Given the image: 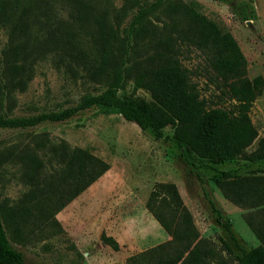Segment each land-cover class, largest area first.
I'll use <instances>...</instances> for the list:
<instances>
[{
  "label": "trees",
  "instance_id": "obj_1",
  "mask_svg": "<svg viewBox=\"0 0 264 264\" xmlns=\"http://www.w3.org/2000/svg\"><path fill=\"white\" fill-rule=\"evenodd\" d=\"M119 1L117 6L114 0H0V26L12 29L11 43L0 51L8 86L25 90L37 63L49 61L73 82L93 88L72 106L29 115L0 111V129L62 121L93 106L115 110L154 139L169 141L186 160L195 157L199 163L192 160L193 166L214 171L215 185L228 201L246 209L244 220L259 240L239 254L227 241L220 248L210 245L177 186L159 182L145 206L170 238L129 255L125 264H228L222 252L237 264H264V135L259 136L250 116L264 77L247 76V60L233 34L194 3ZM220 1L241 21L257 17L253 0ZM184 49L202 56L195 70L182 63ZM193 74L213 85L211 97L201 95ZM128 80L150 98L120 96ZM224 100L231 104H221ZM165 126H170V135H164ZM0 157V175L25 187L18 197L0 204V264H24L7 227L20 243L62 233L56 214L110 168L91 149L45 135ZM239 157L245 161L225 167ZM4 164L11 168L4 172ZM210 204L230 239L236 240L215 202L210 199ZM100 240L114 251L120 249L104 231Z\"/></svg>",
  "mask_w": 264,
  "mask_h": 264
},
{
  "label": "rangeland",
  "instance_id": "obj_2",
  "mask_svg": "<svg viewBox=\"0 0 264 264\" xmlns=\"http://www.w3.org/2000/svg\"><path fill=\"white\" fill-rule=\"evenodd\" d=\"M120 5L119 0H114ZM194 3L208 18L230 31L237 40L247 60V76L264 77V0H253L257 17L251 23L237 19L230 5L220 0H183ZM239 1V0H235ZM12 29L0 26V51L11 43ZM182 63L195 70L203 63L199 51L184 49ZM0 63V111L10 115H29L43 110L75 105L92 86L73 80L58 71L49 61H39L25 90L8 86ZM203 97H211L213 85L205 76L192 75ZM119 95L134 99H149L148 91L135 89L128 80ZM229 106L231 102L221 103ZM250 116L257 126L259 136L264 135V87L251 108ZM170 135V126L163 128ZM66 141L72 146L87 147L106 160L110 168L80 195L62 208L56 217L64 231L50 238L35 236L24 243L15 240L7 227L12 245L23 254L24 264H123L126 253L148 248L155 240L156 225L145 204L154 185L159 182L174 183L193 216L201 237L210 245L220 248L227 241L234 253L248 250L259 244L246 221L243 209L228 201L214 183L216 173L206 167L193 166L199 162L192 155L186 160L169 141L154 139L133 121L126 120L113 109L93 106L72 117L56 122H45L28 129H0V155L5 150H18L37 137ZM254 142L246 151L254 150ZM1 159V157H0ZM242 157L225 167L243 163ZM56 165V162H54ZM11 165H3L2 170ZM25 187L14 179L0 175V204L18 197ZM166 201L169 196L164 195ZM210 199L215 202L225 221H228L236 240L230 239L224 225L217 220ZM115 232L118 243L125 248L114 251L103 244L100 234ZM111 236V235H110ZM113 237V236H112ZM222 255L228 264H237Z\"/></svg>",
  "mask_w": 264,
  "mask_h": 264
},
{
  "label": "crops",
  "instance_id": "obj_3",
  "mask_svg": "<svg viewBox=\"0 0 264 264\" xmlns=\"http://www.w3.org/2000/svg\"><path fill=\"white\" fill-rule=\"evenodd\" d=\"M151 216H152V214H151ZM152 220H153L154 224L156 225V233H154L153 235H151L150 238L153 239V240H155V241L149 247L154 246V245H156L158 243H161V242H163V241H165V240H167V239L170 238V236L164 231V229L160 226V224L156 221V219L153 216H152ZM110 235L113 236L116 240H118V236H117V234L115 232H112L111 231L110 232ZM120 248H125V247H123L122 245H120ZM119 250H117V251H119ZM140 250H143V249H140ZM136 252H138V251H136ZM133 253H135V252L126 253V255L124 256L123 260L125 261V259L129 255H131ZM123 264H125V263H123Z\"/></svg>",
  "mask_w": 264,
  "mask_h": 264
},
{
  "label": "water",
  "instance_id": "obj_4",
  "mask_svg": "<svg viewBox=\"0 0 264 264\" xmlns=\"http://www.w3.org/2000/svg\"><path fill=\"white\" fill-rule=\"evenodd\" d=\"M246 22L249 24V23H251V20H247Z\"/></svg>",
  "mask_w": 264,
  "mask_h": 264
}]
</instances>
